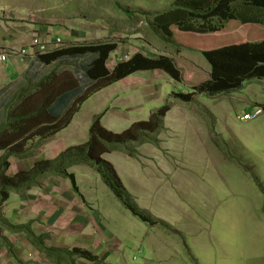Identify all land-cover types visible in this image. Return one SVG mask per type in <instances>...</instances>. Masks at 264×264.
Wrapping results in <instances>:
<instances>
[{
	"label": "rangeland",
	"instance_id": "374dc122",
	"mask_svg": "<svg viewBox=\"0 0 264 264\" xmlns=\"http://www.w3.org/2000/svg\"><path fill=\"white\" fill-rule=\"evenodd\" d=\"M173 1L152 0L144 3V0H0V41L9 37L14 40L13 35L18 30L23 31L50 20L53 26L59 25L70 31L77 30L78 34L82 31V37L84 31L91 38H81L84 41L69 46L61 40L64 46L58 50L77 44L115 45V57L107 65L110 71L117 62H125L137 53L144 56L151 54L155 57L148 56L151 59H157L158 56L171 58L176 67L182 69L179 70L182 82L186 81V87L166 84L163 90L170 95L167 103L171 104V108L173 104L187 106L183 112L188 126L177 127L170 119L166 129L163 126V130L156 136L158 141L161 137L159 147H162H158L160 151L154 146L153 148L163 156V160L153 156L154 163H151L162 173L157 169H149L146 176L155 182L156 188L148 207L142 200L141 206H138L154 218L168 220L173 224V229L157 227L152 231L182 232L180 239L178 235L175 236L183 248H189L191 256L200 264H264V153L260 151L264 146V126H260L262 116L257 119L259 121L254 120L247 127L236 120L247 105L245 95L249 92V84L257 85L254 82L259 80L248 81L243 85L242 91L221 95L220 99L197 96L192 104H185L173 98L174 94H182L185 89L190 93L194 87L200 85L201 80L208 79L207 74H202L206 66L209 68L201 56L202 52L232 43H243L241 39L248 36L253 40V32L256 31L253 26L256 25L243 27L237 21H226V24L211 26V33L198 35L181 32L185 24H180L171 28L172 40L163 43L160 38L148 32L149 24L146 20H152L151 17L138 14L129 20L120 12V9L128 8L139 13V8L143 7V13L152 14L166 10ZM11 29L13 34L10 36ZM257 34L264 36V29L260 28ZM51 53L52 51L47 54ZM69 65H75L78 69L73 62L61 63L59 67L62 71L63 67ZM191 65L196 68L197 74H185L186 70L192 69ZM74 75L72 80L75 84L88 87V82L79 74ZM19 103L12 102V108ZM218 104L230 108L231 112L226 111L225 115H230L235 122H224L225 116L220 115L215 123L212 112ZM155 107L157 106H147L146 111L149 113L148 110ZM250 134L253 136V150H246V140ZM36 145L29 144L30 154ZM140 146L141 144H129L113 152L134 157ZM118 156L122 155H115L113 158ZM130 166L137 169L140 163L132 161ZM98 181L97 195L100 205L96 203V208L100 206L101 212H110L113 226L115 220L121 221L140 236L151 230L123 207L110 189L102 184L100 177ZM140 249V245L135 244L129 251L131 263H141L144 259ZM185 258L189 260L188 252Z\"/></svg>",
	"mask_w": 264,
	"mask_h": 264
},
{
	"label": "crops",
	"instance_id": "0c3cea01",
	"mask_svg": "<svg viewBox=\"0 0 264 264\" xmlns=\"http://www.w3.org/2000/svg\"><path fill=\"white\" fill-rule=\"evenodd\" d=\"M50 22L47 20L38 26L28 27L23 31L18 30L13 35L14 40L9 37L7 40L0 41V58H5L0 59V116L4 115L5 118L9 116L12 102H16L19 95L31 94L34 85L50 74H82L75 65L63 67L61 71L60 61L45 65L38 60L32 48V41L36 38L43 39L45 42L60 39L68 46L81 43L84 38L91 39L84 31V37H82V31L78 34L77 30L70 31L59 25L53 26ZM232 22L234 21L230 23ZM253 27L256 30L253 32L255 36L253 40L248 36L241 39L243 43H232L228 46L263 42L264 36H257V33L260 28L264 29V27ZM9 33L10 36L13 34L12 29ZM21 52H24V55ZM148 56L155 58L151 54H146V57ZM113 57H115L114 53L110 58ZM71 62L75 63V61ZM79 63L80 61L76 63L77 66ZM195 69L192 66V69L186 70L185 74H197ZM161 73L158 71L138 72L95 94L81 106L79 113L66 129L49 139L37 138L31 141L29 144L37 145L30 157L21 160L11 158L7 176L14 177L18 173L29 171L37 162L53 161L67 149L87 143L91 125L96 117L101 116L102 127L113 134H122L136 123L147 122L155 111L167 103L170 97L169 93L163 90L164 85L186 87L185 80L180 83L175 82V84L164 73ZM202 74H207L208 79L201 80L199 84L210 79V67L206 66ZM259 81L254 82L258 83L257 85L249 84V92L245 95L247 105L236 119L245 127L255 121L241 122L242 116L253 114L257 109L264 110V80ZM188 93L186 89L182 92V94ZM221 97L219 95L212 98L220 99ZM147 106L157 107L148 110V113ZM185 107L187 106L173 104L163 120L164 129L170 119L177 127L188 126V120L183 112ZM226 111L231 112L230 108L220 104L213 109L212 116L215 123L220 115L225 116L224 122L228 120L235 122L230 115H225ZM261 119L260 126L262 127L264 126V115ZM248 137L245 149L253 150L251 145L253 136L250 134ZM159 141L162 142L161 137ZM154 148L153 145L143 144L134 158L122 152H111L103 156L105 161L112 164L124 188L139 206L142 200L143 204L148 207L156 188L155 182L146 176L149 169H157L162 173L157 166L151 163H154L153 156H158L161 161L163 160V156L157 153L160 151L159 148L157 152ZM260 151L264 153V146ZM115 155L122 156L113 158ZM4 156L5 152H0V159ZM132 161H138L140 166L137 169L131 167ZM69 173L75 176L78 193L73 190L67 179L47 176L39 180L37 187L10 195L0 210V264H200L191 256L189 248L181 246L179 239L183 235L182 232L152 231L157 227L161 228L157 225L149 226L151 230L140 236L135 234L132 228L124 226L121 221L115 220L113 226L111 224L113 218L109 216L110 212L106 210L101 212L100 206L96 208V203L100 205L97 195L99 176L89 166L87 168L86 166L74 167ZM156 220L173 229V224L168 220L167 222ZM175 235H178L179 239ZM135 244L140 245V250L144 254L141 263L130 261L129 251L135 247ZM42 247L56 251V256L47 257L41 250ZM74 249L86 251L97 260L89 262L69 257L68 253ZM187 252L188 261L185 258Z\"/></svg>",
	"mask_w": 264,
	"mask_h": 264
},
{
	"label": "trees",
	"instance_id": "16d2710c",
	"mask_svg": "<svg viewBox=\"0 0 264 264\" xmlns=\"http://www.w3.org/2000/svg\"><path fill=\"white\" fill-rule=\"evenodd\" d=\"M152 0H144L145 2ZM120 9L127 19L138 14L151 17L146 20L148 32L169 42L173 34L171 28L185 24L181 32L198 35L211 33V26L237 21L242 26L264 27V0H174L164 11L152 14ZM117 47L109 44L75 45L44 56L38 60L51 65L80 61L79 74L88 87L83 88L72 80L73 74H50L38 81L31 94L22 95L11 108L9 116H0V152L5 156L0 160V209L12 193H23L38 186L40 179L57 176L67 179L78 193L76 179L69 170L77 165L89 166L110 189L123 207L143 224L169 228L161 221L141 210L132 196L124 188L112 164L103 156L129 144H151L159 147L156 136L163 130V120L171 110L166 103L154 112L147 122L136 123L122 134H113L101 125V116L96 117L89 131L87 143L71 147L53 161L37 162L29 171L14 177L7 176L10 159L30 157L28 145L31 141L49 139L66 129L81 106L98 92L107 89L138 72L158 71L172 81L181 82L182 75L174 61L166 56L151 59L141 53L134 54L128 61L118 63L112 71L107 68L111 54ZM201 56L211 69L210 79L194 87L189 94H174L173 98L185 104H192L197 96H219L240 91L243 85L252 80H264V41L253 44H239L202 52ZM69 75V76H68ZM76 85V86H75ZM135 157V156H134ZM133 157V158H134ZM49 258L57 252L42 247ZM53 253V255H52ZM67 254V252H65ZM69 257L95 262L90 253L74 249Z\"/></svg>",
	"mask_w": 264,
	"mask_h": 264
},
{
	"label": "built area",
	"instance_id": "2783aa9c",
	"mask_svg": "<svg viewBox=\"0 0 264 264\" xmlns=\"http://www.w3.org/2000/svg\"><path fill=\"white\" fill-rule=\"evenodd\" d=\"M63 46L64 43L60 39L52 42H45L41 39L36 38L32 41V48L35 51V54L38 56H43L50 51H57L59 48H63ZM21 53L24 55V52ZM0 59L4 60L5 58L1 57ZM263 115H264V110L257 109L256 111H254L253 114H247L242 116L241 122L248 123L257 120Z\"/></svg>",
	"mask_w": 264,
	"mask_h": 264
},
{
	"label": "clouds",
	"instance_id": "9594fccd",
	"mask_svg": "<svg viewBox=\"0 0 264 264\" xmlns=\"http://www.w3.org/2000/svg\"><path fill=\"white\" fill-rule=\"evenodd\" d=\"M39 39V38H38ZM66 49H67V47H66ZM57 51H60V50H57ZM57 51H55V52H57ZM52 53H54V52H52ZM45 55H47V54H45ZM112 55V54H111ZM44 56V55H43ZM37 57H39L38 55H37ZM111 57V56H110ZM132 58V57H131ZM110 60H111V58L109 59V61H108V63L110 62ZM129 60V59H128ZM127 60V61H128ZM120 63V62H119ZM118 64V63H117ZM113 70V69H112ZM175 82V81H174ZM180 83V82H179ZM1 160V159H0ZM133 198V197H132ZM134 199V198H133ZM136 202V201H135ZM137 204V203H136ZM138 206V205H137ZM139 207V206H138ZM1 210V209H0ZM142 210V209H141ZM144 211V210H143ZM146 212V211H145ZM147 213V212H146ZM149 214V213H148ZM150 215V214H149ZM151 216V215H150ZM153 217V216H152Z\"/></svg>",
	"mask_w": 264,
	"mask_h": 264
}]
</instances>
